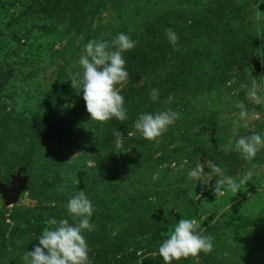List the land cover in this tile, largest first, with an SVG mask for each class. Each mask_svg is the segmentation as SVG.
Instances as JSON below:
<instances>
[{
	"label": "rangeland",
	"instance_id": "374dc122",
	"mask_svg": "<svg viewBox=\"0 0 264 264\" xmlns=\"http://www.w3.org/2000/svg\"><path fill=\"white\" fill-rule=\"evenodd\" d=\"M169 28L179 37L176 45L166 36ZM119 33L136 41L123 53L129 79L117 86L121 95L142 85L159 91L183 73L200 81L187 89L177 82L178 93L166 97L159 91L156 101L144 92V103L152 107L144 105L141 113L173 110L179 118L156 140L143 138L133 123L119 148L115 135L104 131L100 157L109 178L89 179L70 192L71 172H60L66 188L56 186L57 169L49 162L48 152L57 146L51 132L57 113L42 106L70 102L77 93L69 78L82 71L78 59L84 45L94 39L111 45ZM240 38L253 46L250 65L215 74L211 68L220 55ZM253 79L259 101L249 94ZM238 104L250 114L247 128ZM134 132L143 145L139 150L125 142ZM253 133L264 138V0H0V181L11 186L20 169L29 178L17 204L8 207L0 194V264H25L26 251L53 218L73 223L67 203L81 190L95 209L93 230L83 233L90 264L113 258L165 264L159 247L181 218L197 220L203 234L214 238L213 249L171 264H264V148L250 160L235 149L240 137ZM86 151L66 162L96 166L93 153L78 162ZM206 161L237 183L251 176L237 192L215 197L210 187L215 173L201 181L188 177ZM204 171L210 172L207 164ZM195 192L201 199L189 197Z\"/></svg>",
	"mask_w": 264,
	"mask_h": 264
},
{
	"label": "clouds",
	"instance_id": "9594fccd",
	"mask_svg": "<svg viewBox=\"0 0 264 264\" xmlns=\"http://www.w3.org/2000/svg\"><path fill=\"white\" fill-rule=\"evenodd\" d=\"M166 36L172 45L177 44L179 37L171 28L166 31ZM135 46L136 41L124 33L117 34L111 41V45L108 41L95 39L84 45L78 59L82 71L71 75L69 80L77 94L83 93V100L91 120L105 122L112 118L120 121L127 119L125 99L117 86L124 85L129 79L123 53ZM249 94L253 100L259 101L255 79L252 80ZM150 95L151 99L156 101L160 93L153 88ZM237 107L241 108L239 118L245 121L243 126L247 128L250 114L243 104H238ZM179 115L173 110L155 114L145 112L135 120L134 128L143 138L156 140L175 123ZM114 135L116 147L119 148L123 134L116 131ZM261 148H264V138L256 133L240 137L235 144L236 151L240 152L245 160L254 158ZM206 164L210 169L209 173L204 171ZM211 173H215L218 177L215 179V184L210 185L215 197L223 196L227 191L237 192L240 185L251 176V173H248L237 183L234 178L225 176L218 165L206 161L191 169L188 177L191 180L201 181L205 175L210 176ZM210 181L211 179L202 184L209 185ZM201 196L202 193H189L190 198L201 199ZM67 210L74 218V222L70 223L68 219L50 220L51 227L43 230L37 239L38 243L23 256L25 264H90L88 244L83 233L85 230L89 232L93 230L90 218L95 209L85 192L81 190L78 195L68 201ZM213 239L212 236L203 234L201 224L197 220L181 218L174 227V231L161 243L159 255L165 264H171L173 260L179 261L189 256L196 257L201 252L212 251Z\"/></svg>",
	"mask_w": 264,
	"mask_h": 264
},
{
	"label": "trees",
	"instance_id": "16d2710c",
	"mask_svg": "<svg viewBox=\"0 0 264 264\" xmlns=\"http://www.w3.org/2000/svg\"><path fill=\"white\" fill-rule=\"evenodd\" d=\"M234 32L235 31L233 30V33ZM229 33L230 31L228 34ZM242 34L244 33L242 32ZM247 42L248 40H246V38H240L238 41L234 42L233 46H231L233 47V50L229 53L221 54L218 58V64L211 68L213 69L212 71H215V74H218L223 71V69L230 67L231 65H250L249 56L252 54L253 46L249 45V42ZM258 43L259 44L257 45L263 48L262 40H259ZM180 77L181 78L174 81L171 86L165 87L163 89L160 87L159 91H164L166 93V97L170 94L168 96L170 97L172 96L171 94L173 92L175 94L178 93L179 87L183 86L185 89L188 87L194 88L200 81L199 78L190 79L189 74L186 73L181 74ZM177 82H180L179 84L181 86L177 87ZM147 90L148 92H146ZM144 92L150 94L151 89L149 90L147 85H142L141 87L127 88L124 90L122 95L125 99L124 107L126 109L127 119L120 121L116 118H112L106 121L105 124L104 122H98L97 124L96 120H91V116L86 110V104L83 100L82 94L71 96V100L67 104H65L63 100H59L57 102H49L42 106L50 113H53L54 111L57 113L55 117H57L56 119H58V121H56L54 127L51 130L53 136L52 140L57 146L55 149L48 152L49 157L51 158L49 159V162H51L53 167L56 166L57 169V176L54 178V180H56V186H62L66 188V186L63 184V177L60 173L65 170L67 172H71V175L74 177V181L71 182L73 185L69 187L70 192L73 190L77 191L79 188L81 189L83 187V183L89 179H100L101 181H104V179L109 178L110 170L105 166V164L102 162V158L100 157V154L102 153V150L100 149L102 147V144L100 143L101 136H103L104 131H107L112 135H114L116 131H120L125 136H127L130 132H133L132 125L135 122V119L140 114L144 113V110L141 113L142 109H144V105L148 104L150 107H152L151 103H144ZM131 120H133L131 125L127 127H121L123 123H130ZM138 134L134 132L133 137H127L125 141L130 145L134 143L137 147L136 150H139V148L143 147V145L139 144V141L137 140ZM85 147L87 150L86 155L80 157L78 162L80 164L84 163L85 157L90 153H93L96 166H85L86 169H83L82 166L74 165V161L66 162V159L76 153V151ZM118 151V153L121 152V150ZM131 156V154L123 156L124 158L122 161L127 160V158L130 159ZM160 231L161 229L154 230L151 234L155 235ZM123 260L124 259L121 258H113L108 260L106 264H123Z\"/></svg>",
	"mask_w": 264,
	"mask_h": 264
},
{
	"label": "water",
	"instance_id": "95a60500",
	"mask_svg": "<svg viewBox=\"0 0 264 264\" xmlns=\"http://www.w3.org/2000/svg\"><path fill=\"white\" fill-rule=\"evenodd\" d=\"M257 70H260V66H256ZM23 170L20 169L16 175L13 176L11 186H7L0 182V194L6 201V205L11 207L17 204L24 192L28 188L29 178L22 176Z\"/></svg>",
	"mask_w": 264,
	"mask_h": 264
}]
</instances>
